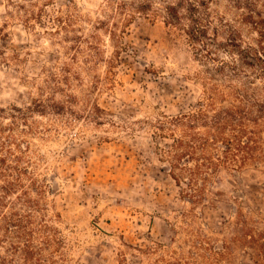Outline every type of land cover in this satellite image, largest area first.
Here are the masks:
<instances>
[{"label": "rangeland", "instance_id": "374dc122", "mask_svg": "<svg viewBox=\"0 0 264 264\" xmlns=\"http://www.w3.org/2000/svg\"><path fill=\"white\" fill-rule=\"evenodd\" d=\"M248 17L264 25V0H0V156L25 172L34 221L51 228L46 253L264 264V157L220 166L196 204L170 177L158 130L214 95L264 102V37ZM257 140L264 149V131Z\"/></svg>", "mask_w": 264, "mask_h": 264}, {"label": "trees", "instance_id": "16d2710c", "mask_svg": "<svg viewBox=\"0 0 264 264\" xmlns=\"http://www.w3.org/2000/svg\"><path fill=\"white\" fill-rule=\"evenodd\" d=\"M247 19L264 37L262 21H254L252 17ZM4 28L0 25V60H6ZM217 100L224 101L225 96H211L199 107L159 122L158 126L160 134H166L163 136L170 139L162 150L169 175L180 188L181 195L196 204L205 201L207 185L220 166L241 167L256 157H264V149L257 140L264 131V102L246 105L238 99V103L217 105ZM36 108L43 114L41 104H36ZM13 109L23 111L17 107ZM26 109L32 111L29 107ZM4 114V110H0V118H5ZM7 116L13 118L14 114ZM6 152L10 153L9 150ZM23 174V169L7 163L6 158L0 156V190L3 192L0 194V264H62L52 253H46L53 246L48 234L51 228L34 221L32 213L39 208V202L30 197V190L20 189ZM12 193L17 194L16 201L8 202L6 198ZM16 203L29 211H22ZM38 232L45 233L41 240L35 237ZM237 240L253 248L254 236L246 231H242ZM166 264L181 262L167 261Z\"/></svg>", "mask_w": 264, "mask_h": 264}]
</instances>
